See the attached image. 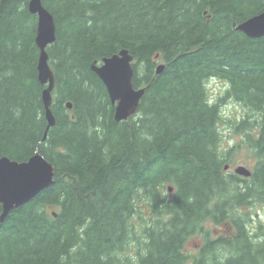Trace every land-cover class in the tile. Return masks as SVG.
<instances>
[{
  "label": "trees",
  "instance_id": "1",
  "mask_svg": "<svg viewBox=\"0 0 264 264\" xmlns=\"http://www.w3.org/2000/svg\"><path fill=\"white\" fill-rule=\"evenodd\" d=\"M28 2L0 0V155L23 162L39 151L55 178L0 223V264H264V224L251 212L264 211V36L234 26L264 12V0H42L57 28L49 130ZM124 49L146 93L117 122L91 65ZM214 78L256 114L239 124L257 160L250 178L225 172L234 148L221 146ZM142 196L151 212L138 236ZM209 221L225 234L211 237Z\"/></svg>",
  "mask_w": 264,
  "mask_h": 264
},
{
  "label": "water",
  "instance_id": "2",
  "mask_svg": "<svg viewBox=\"0 0 264 264\" xmlns=\"http://www.w3.org/2000/svg\"><path fill=\"white\" fill-rule=\"evenodd\" d=\"M30 13L37 16L38 26L36 44L39 54V81L47 86L43 91V102L48 121L47 130L56 125V118L52 110L53 91L55 89V75L49 63L47 48L56 41V23L53 15L47 10L42 0H31ZM236 30L250 38L264 36V12L235 25ZM134 57L128 50L104 58L101 63L93 62L91 70L99 77L107 88L114 107L115 120L127 121L134 116L141 104L146 88H135ZM165 64L157 66L156 73L161 75L165 71ZM73 108L71 103L67 104ZM47 138V132L44 141ZM229 166L226 167L228 169ZM235 174L243 178H250L252 171L244 166L235 169ZM55 167L37 151L28 161L18 162L7 156L0 155V223H3L10 213L32 201L42 191L54 184ZM173 192V188H169ZM56 216V213H53Z\"/></svg>",
  "mask_w": 264,
  "mask_h": 264
},
{
  "label": "rangeland",
  "instance_id": "3",
  "mask_svg": "<svg viewBox=\"0 0 264 264\" xmlns=\"http://www.w3.org/2000/svg\"><path fill=\"white\" fill-rule=\"evenodd\" d=\"M161 64V63H159ZM207 93L209 100L212 103H217L220 105V109L223 116V121L220 123V130L223 134L222 139V149L224 153L230 151L231 148H234L232 152H230V161L228 162L229 168L227 169L226 174L231 175L235 173V169L239 166H244L248 168L250 171L253 170V167L256 163L255 154L247 148L245 142V135L242 130L239 128L240 122L242 123L244 120H247L249 123H252L254 119H256V114L250 108L245 106L243 103L237 102L231 92L230 84L223 79H211L206 84ZM235 175V174H234ZM244 179L243 177L239 176ZM170 185H167L165 188H162L163 197L171 198L173 192L168 191ZM140 195L137 196V199ZM141 209H142V217H138L133 223L136 225V235L140 236L142 224L147 222V219L150 215V207L147 204V198L142 196L141 200ZM251 212L254 214L258 212V222L264 224V211H261L260 206H256L251 209ZM156 219V216L154 217ZM203 229L209 231L211 233V237L216 238L221 233H224V230L219 227L218 224L213 221L206 222L203 226ZM205 240L204 235L197 234L190 238L189 240V250H192L194 254H196L203 246V242ZM137 249L135 248L134 243L129 248V253L136 255Z\"/></svg>",
  "mask_w": 264,
  "mask_h": 264
},
{
  "label": "bare ground",
  "instance_id": "4",
  "mask_svg": "<svg viewBox=\"0 0 264 264\" xmlns=\"http://www.w3.org/2000/svg\"><path fill=\"white\" fill-rule=\"evenodd\" d=\"M30 3H31V0H29V2H28V9L30 8ZM29 11H30V9H29ZM51 13V12H50ZM263 13V12H262ZM52 14V13H51ZM54 17V16H53ZM236 25V24H235ZM234 25V26H235ZM246 35V34H245ZM124 50H126V49H124ZM122 51V50H121ZM133 56V55H132ZM134 57V56H133ZM106 58H108V57H106ZM96 62V61H95ZM98 62V61H97ZM99 63V62H98ZM134 63H135V59H134ZM134 63H133V67H134ZM38 64H39V61H38ZM161 64H164V63H161ZM158 65H160V64H158ZM157 65V66H158ZM156 69H157V67H156ZM165 69H166V67H165ZM134 71H135V69H134ZM39 73V72H38ZM157 74V73H156ZM134 75H135V73H134ZM99 78V77H98ZM133 81H134V79H133ZM134 83V82H133ZM136 88V87H135ZM141 88H145V87H141ZM107 89V88H106ZM108 92V91H107ZM142 101V100H141ZM37 153V152H36ZM35 153V154H36ZM40 153V152H39ZM34 154V155H35ZM19 162V161H18ZM24 162V161H23ZM228 165H226V167H227ZM226 167H225V170L227 171V169H226Z\"/></svg>",
  "mask_w": 264,
  "mask_h": 264
},
{
  "label": "flooded vegetation",
  "instance_id": "5",
  "mask_svg": "<svg viewBox=\"0 0 264 264\" xmlns=\"http://www.w3.org/2000/svg\"><path fill=\"white\" fill-rule=\"evenodd\" d=\"M225 172H227V171H225Z\"/></svg>",
  "mask_w": 264,
  "mask_h": 264
}]
</instances>
